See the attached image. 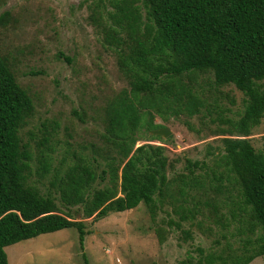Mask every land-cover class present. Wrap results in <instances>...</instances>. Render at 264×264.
I'll list each match as a JSON object with an SVG mask.
<instances>
[{"label": "rangeland", "instance_id": "374dc122", "mask_svg": "<svg viewBox=\"0 0 264 264\" xmlns=\"http://www.w3.org/2000/svg\"><path fill=\"white\" fill-rule=\"evenodd\" d=\"M109 1L0 4V17L8 13L0 20V54L35 107L20 136L32 155V182L42 194L49 187L47 179L37 176L42 156L48 154L52 168L63 170L76 154L94 155L96 147L105 145L110 103L130 88L117 53L103 41L100 19L111 10ZM182 81L202 102L200 114L176 116L165 109L154 115L155 124L171 130L168 138L152 139L155 135L145 128L137 135L136 147L164 146L169 158V189L156 197L154 216L141 204L94 221L85 218L80 207H64L53 193L62 213L86 224L85 253L90 264H207L204 258L209 255L225 259L261 249L263 232L243 206L235 176L222 163L223 139L237 137L230 134L244 114L247 96L234 85L218 86L211 72H192ZM263 136L264 119L247 139L261 151ZM195 162L200 166L191 167ZM99 182L97 188L106 185ZM181 208L194 217L181 222L183 214L176 213ZM158 229L163 231V242ZM6 253L9 264H84L75 229L20 242L7 247ZM250 264H264V257Z\"/></svg>", "mask_w": 264, "mask_h": 264}, {"label": "trees", "instance_id": "16d2710c", "mask_svg": "<svg viewBox=\"0 0 264 264\" xmlns=\"http://www.w3.org/2000/svg\"><path fill=\"white\" fill-rule=\"evenodd\" d=\"M109 4L106 19H100L103 41L117 53L130 88L110 103L105 145L96 147L94 155L76 154L63 170L52 168L48 154L42 156L37 176L48 180L46 195L32 182V155L20 136L34 112L33 99L0 54V264H9L7 247L65 229L78 231L83 262L90 264L86 224L62 213L54 194L64 207H80L83 216L94 221L141 204L154 216L156 197L169 189V158L164 146L136 147L137 135L142 128L150 133L163 129L155 124L154 114L165 109L176 116L200 114L202 102L182 81L192 72H211L218 86L234 85L247 96L244 114L230 134L237 137L223 139L222 163L235 176L242 204L263 232L260 250L225 259L209 255L204 262L250 264L264 257V136L261 151L247 139L264 119V0H110ZM7 15L3 13L0 20ZM98 181L106 185L97 188ZM176 213L183 214L181 222L194 217L184 208ZM157 234L163 242V231L158 229ZM184 234L190 238V233Z\"/></svg>", "mask_w": 264, "mask_h": 264}, {"label": "water", "instance_id": "95a60500", "mask_svg": "<svg viewBox=\"0 0 264 264\" xmlns=\"http://www.w3.org/2000/svg\"><path fill=\"white\" fill-rule=\"evenodd\" d=\"M151 133L155 136H161L164 138H168L172 134L171 130L167 128L155 130V131H152Z\"/></svg>", "mask_w": 264, "mask_h": 264}]
</instances>
